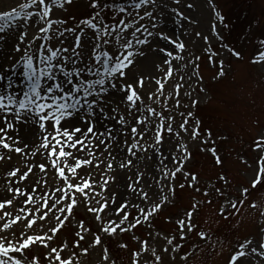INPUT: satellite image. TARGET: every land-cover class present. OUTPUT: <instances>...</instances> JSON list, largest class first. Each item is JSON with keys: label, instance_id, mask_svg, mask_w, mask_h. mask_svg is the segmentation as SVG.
Masks as SVG:
<instances>
[{"label": "snow or ice", "instance_id": "snow-or-ice-1", "mask_svg": "<svg viewBox=\"0 0 264 264\" xmlns=\"http://www.w3.org/2000/svg\"><path fill=\"white\" fill-rule=\"evenodd\" d=\"M73 3L0 10L10 48L0 57V264H84L93 254L90 264H203L208 251L220 264H264V124L253 121L237 182L218 148L227 136L195 111L201 62L217 81L224 52L244 53L214 49L200 31L202 52H190L166 30L169 19L199 23L181 10L194 8L187 0H87L79 18L56 16ZM208 5L222 40L225 18ZM248 63L264 67V36ZM192 143L219 171L189 167ZM243 223L255 231L240 235Z\"/></svg>", "mask_w": 264, "mask_h": 264}, {"label": "rangeland", "instance_id": "rangeland-1", "mask_svg": "<svg viewBox=\"0 0 264 264\" xmlns=\"http://www.w3.org/2000/svg\"><path fill=\"white\" fill-rule=\"evenodd\" d=\"M19 2L20 0H0V10L15 6ZM187 2L192 3L194 8L181 10L199 21L198 24H185L184 29H181L170 19L165 23L166 30L175 31L185 41L190 52L198 54L202 52L204 41L194 36V32L200 31L209 36L212 48L219 49L221 44H227L244 53V58L237 60L226 51L224 52L227 75L217 81L212 79L215 69L201 62L200 71L204 76L203 87L206 91H197L196 97L199 99V104L195 111L203 121V126L211 127L214 135L227 136L226 140L218 144L220 154L225 161V169L237 182L245 181V172L248 170L240 163L239 156L249 151L251 136L257 132L253 121L259 119L264 124V67L248 63V53L252 50L257 38L264 36V0H213L217 10L222 12L225 18L223 24L216 22L222 40L210 32V26L215 17L211 14L208 0H187ZM86 5L87 0H74L66 12L57 11L56 16L79 18L87 10ZM30 31L33 30L30 29ZM185 31L187 34L182 35ZM10 43L11 40H9ZM0 45L6 48V45L2 43ZM149 59H151V53H149ZM14 79L20 80L17 76ZM182 103L188 104L190 101L183 99ZM191 149L193 160L189 167L201 170L206 176L219 171L213 168V162L208 155L199 152L195 143L191 144ZM119 177L122 176H118L117 180ZM181 195L187 198V193ZM83 211V208L79 210L81 214ZM233 227L235 222L225 228L229 236L233 235ZM237 231L240 235H246L254 232L255 229L252 225L243 223L239 225ZM199 258L203 264H220L219 257L211 251L200 254ZM83 260L84 264H90L95 260V255Z\"/></svg>", "mask_w": 264, "mask_h": 264}, {"label": "bare ground", "instance_id": "bare-ground-1", "mask_svg": "<svg viewBox=\"0 0 264 264\" xmlns=\"http://www.w3.org/2000/svg\"><path fill=\"white\" fill-rule=\"evenodd\" d=\"M9 47L5 46L3 47V45H0V57H5L7 53L10 52V50L8 51ZM6 62V61H5ZM17 78H20L18 75H17ZM122 181V177H119L118 179V182H121Z\"/></svg>", "mask_w": 264, "mask_h": 264}]
</instances>
